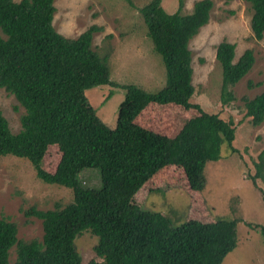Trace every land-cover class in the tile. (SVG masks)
<instances>
[{
    "label": "trees",
    "instance_id": "obj_1",
    "mask_svg": "<svg viewBox=\"0 0 264 264\" xmlns=\"http://www.w3.org/2000/svg\"><path fill=\"white\" fill-rule=\"evenodd\" d=\"M244 1L251 4L253 36L264 38V0ZM211 8V0H197L191 12L182 13L179 0L178 10L167 13L161 0H149L139 10L154 49L163 57L166 82L154 93L123 85L125 96L110 128L85 95L94 86H118L110 79L109 48L99 53L92 46L93 33L102 27L93 24L77 37H67L52 25L53 0H0V88L24 109L16 133L0 112V157L25 158L41 181L72 193L64 206L26 211L41 220V240L18 238L16 223L0 215V264H221L236 247L237 218L174 225L162 212L133 201L146 181L171 165L180 167L190 189L200 192L204 168L220 158L221 144L235 152L236 122L191 101L188 42L208 21ZM215 55L222 70L220 100L226 104L234 98L231 87L250 70L254 53L247 48L234 60L235 44L223 39ZM241 100L249 123L261 124L264 89ZM150 102L192 107L198 114L164 138L135 125ZM52 144L58 146L60 159L55 171L48 172L43 159ZM251 163L249 178L264 201V148ZM85 168L99 171V188L82 184L79 175ZM246 224L257 228L264 241V224ZM85 230L97 237L98 259L84 263L74 238ZM12 248L15 258L10 261Z\"/></svg>",
    "mask_w": 264,
    "mask_h": 264
},
{
    "label": "rangeland",
    "instance_id": "obj_2",
    "mask_svg": "<svg viewBox=\"0 0 264 264\" xmlns=\"http://www.w3.org/2000/svg\"><path fill=\"white\" fill-rule=\"evenodd\" d=\"M19 1V0H14ZM197 0H182V13L191 12ZM208 21L189 40L191 52V101L205 112H217L236 122L231 152L226 143L220 147V158L204 168L205 186L193 191L182 169L166 166L146 181L133 195V201L143 208L160 211L174 225L187 220L212 222L219 218L238 219L236 247L227 253L221 264H264V241L257 228L246 223L264 224L262 194L249 178L254 172L251 159L264 148V121L253 126L244 116L243 96L253 97L264 89V38L256 39L250 29L251 4L244 0H211ZM149 0H53L55 11L52 25L64 36L75 38L90 25L102 27L93 33L92 46L99 53L109 48L110 79L118 86L100 85L85 91L97 116L110 128L116 125L117 112L124 99L123 85L134 84L146 92L160 90L166 82L163 57L156 52L147 35L140 9ZM167 13L178 10L179 0H161ZM109 34V38L106 35ZM235 44L236 60L249 48L254 53L250 70L231 87L233 100H220L221 66L216 60V46L221 40ZM251 85V86H250ZM0 112L13 133L20 130L23 107L15 97L0 88ZM196 108H182L166 103H148L135 118L138 129L157 132L170 138L188 119L196 116ZM60 159L56 144L48 147L43 168L54 172ZM82 184L90 188L101 186L99 171L85 168L80 172ZM261 186L260 181H257ZM72 199L71 190L48 184L36 177L30 162L13 155L0 157V215L17 225V236L25 240H41V220L26 215L31 208L46 210L64 206ZM97 237L83 231L74 238L82 262L98 259L94 252ZM15 251H10V261Z\"/></svg>",
    "mask_w": 264,
    "mask_h": 264
},
{
    "label": "crops",
    "instance_id": "obj_3",
    "mask_svg": "<svg viewBox=\"0 0 264 264\" xmlns=\"http://www.w3.org/2000/svg\"><path fill=\"white\" fill-rule=\"evenodd\" d=\"M134 121H135V119H134ZM142 127V126H141Z\"/></svg>",
    "mask_w": 264,
    "mask_h": 264
}]
</instances>
